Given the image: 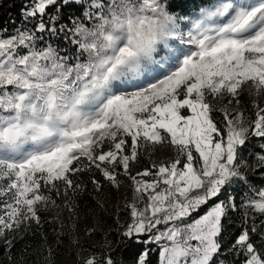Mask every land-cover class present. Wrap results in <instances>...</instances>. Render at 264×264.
Returning a JSON list of instances; mask_svg holds the SVG:
<instances>
[{
  "label": "snow or ice",
  "instance_id": "obj_1",
  "mask_svg": "<svg viewBox=\"0 0 264 264\" xmlns=\"http://www.w3.org/2000/svg\"><path fill=\"white\" fill-rule=\"evenodd\" d=\"M73 5L80 15L57 23ZM24 16L31 28L0 30V242L9 260L16 240L42 227L41 209L74 218L86 187L77 174L89 173L99 192L98 172L117 189L119 176L131 181L121 236L159 245V264H225L229 252L264 264V186L248 179L264 170V0H30ZM157 146L175 157L133 174ZM238 183L247 186L239 202L228 194ZM240 210L227 242L225 221ZM79 264L117 261L89 252Z\"/></svg>",
  "mask_w": 264,
  "mask_h": 264
},
{
  "label": "trees",
  "instance_id": "obj_2",
  "mask_svg": "<svg viewBox=\"0 0 264 264\" xmlns=\"http://www.w3.org/2000/svg\"><path fill=\"white\" fill-rule=\"evenodd\" d=\"M30 0H0V30L7 29V34H12L17 29L31 28L32 24L24 16L25 7ZM196 3V0H189V4ZM79 6H65L61 8L57 23L67 24L69 18L80 15ZM197 12L198 9H193ZM49 14L55 15L54 6L49 9ZM47 20V16L45 17ZM48 37L45 35V40ZM55 45L61 48H67L71 51V45H68L63 39L53 41ZM242 104L247 109L246 114H251V102L241 97ZM216 119H220L219 113H213ZM259 151L257 143L253 152ZM148 154L141 156L139 161L131 168L135 174L151 166ZM249 164L255 165V156L247 157ZM80 181L86 186L85 189L73 198L76 207V216L70 218L69 213L63 207H51L47 210L41 209L39 214L42 219V227L23 233L22 238H18L11 249L9 260V251L5 248L3 242H0V264H67L74 262L79 264L80 255L87 256L89 252L100 254L102 252L110 254L117 264H136L140 254L146 249L149 250L147 264H159L160 246L155 243L136 242L135 238H122L121 226L129 222L127 210L118 211V208L112 205L117 188L112 187L107 181L103 180L98 172L96 177L101 180L103 187L99 192L95 191L90 182V174H77ZM121 181L120 187L131 190V181L121 175L118 177ZM248 179L256 187L264 186V170L255 168L248 172ZM247 186L242 183L234 184L228 189V194L236 197L239 202ZM224 198V193L221 194ZM126 202V201H125ZM57 203H60L57 200ZM211 203V202H210ZM103 207H100V205ZM207 205L201 209L202 215L207 209ZM242 210L230 213V218L225 221V231L223 235L227 242L238 234L242 226ZM59 214V219H54ZM191 219V218H189ZM63 225V227H61ZM90 229L95 231L89 232ZM44 237H47L45 240ZM146 240L148 237H141ZM78 241V242H77ZM106 241L111 245L109 248ZM227 249V243L225 244ZM51 249V255H48V249ZM225 264H240L242 257H236L232 253H227L226 257H221Z\"/></svg>",
  "mask_w": 264,
  "mask_h": 264
},
{
  "label": "rangeland",
  "instance_id": "obj_3",
  "mask_svg": "<svg viewBox=\"0 0 264 264\" xmlns=\"http://www.w3.org/2000/svg\"><path fill=\"white\" fill-rule=\"evenodd\" d=\"M242 96L245 97L249 102H251V97L247 95V93L243 94ZM175 157V151L168 147H160L157 146L156 150L149 152L148 159L150 162H157L159 163L161 160H168ZM256 164V162L254 163ZM133 190H127L123 187H119L117 189L116 194L114 196V201L112 202V205L116 208H119L120 206H123L125 204V201H131L133 199ZM163 243V242H161Z\"/></svg>",
  "mask_w": 264,
  "mask_h": 264
},
{
  "label": "built area",
  "instance_id": "obj_4",
  "mask_svg": "<svg viewBox=\"0 0 264 264\" xmlns=\"http://www.w3.org/2000/svg\"><path fill=\"white\" fill-rule=\"evenodd\" d=\"M121 210H125L124 205L123 206H120L118 208V211H121ZM67 264H75V263L74 262H71V263H67Z\"/></svg>",
  "mask_w": 264,
  "mask_h": 264
}]
</instances>
